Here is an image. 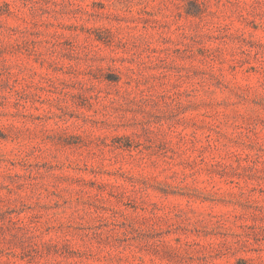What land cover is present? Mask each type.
I'll return each mask as SVG.
<instances>
[{"label": "rangeland", "instance_id": "1", "mask_svg": "<svg viewBox=\"0 0 264 264\" xmlns=\"http://www.w3.org/2000/svg\"><path fill=\"white\" fill-rule=\"evenodd\" d=\"M0 264H264V0H0Z\"/></svg>", "mask_w": 264, "mask_h": 264}, {"label": "trees", "instance_id": "2", "mask_svg": "<svg viewBox=\"0 0 264 264\" xmlns=\"http://www.w3.org/2000/svg\"><path fill=\"white\" fill-rule=\"evenodd\" d=\"M191 4H195V3H192V2H191Z\"/></svg>", "mask_w": 264, "mask_h": 264}]
</instances>
